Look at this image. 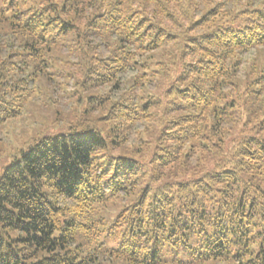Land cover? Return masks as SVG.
I'll return each mask as SVG.
<instances>
[{
  "label": "trees",
  "instance_id": "obj_1",
  "mask_svg": "<svg viewBox=\"0 0 264 264\" xmlns=\"http://www.w3.org/2000/svg\"><path fill=\"white\" fill-rule=\"evenodd\" d=\"M0 143V264H264V0H0Z\"/></svg>",
  "mask_w": 264,
  "mask_h": 264
},
{
  "label": "rangeland",
  "instance_id": "obj_2",
  "mask_svg": "<svg viewBox=\"0 0 264 264\" xmlns=\"http://www.w3.org/2000/svg\"><path fill=\"white\" fill-rule=\"evenodd\" d=\"M18 125H19V123H18ZM29 125H30L29 121H27V122L23 121V123L18 126V130L20 131V135L22 138H24V136H26L27 134L33 132V130L30 128ZM14 142H17V140L15 139ZM0 146H2V147L4 146V149H7V147H8V145H3L1 143H0Z\"/></svg>",
  "mask_w": 264,
  "mask_h": 264
}]
</instances>
